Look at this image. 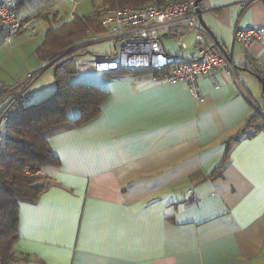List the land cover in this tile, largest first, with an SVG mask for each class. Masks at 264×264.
<instances>
[{
  "label": "crops",
  "instance_id": "1",
  "mask_svg": "<svg viewBox=\"0 0 264 264\" xmlns=\"http://www.w3.org/2000/svg\"><path fill=\"white\" fill-rule=\"evenodd\" d=\"M11 1L28 28L12 43L0 37V85L37 71L35 102L55 88L53 75L36 79L49 28L102 6L152 0ZM200 6L232 67L198 75V99L186 82L154 81L150 70L94 74L89 61L113 54L116 37L100 18L91 21L70 81L95 78L107 96L93 118L44 131L59 164L40 171L48 184L34 201L19 203L10 264H264V129L246 127L255 112L264 121V38L248 48L234 40L237 28L264 25V0ZM177 31L162 34L163 49L192 58L193 36L183 34L181 47ZM99 42L107 53L92 47ZM69 111L75 119L77 108ZM243 128L252 133L226 143Z\"/></svg>",
  "mask_w": 264,
  "mask_h": 264
},
{
  "label": "trees",
  "instance_id": "2",
  "mask_svg": "<svg viewBox=\"0 0 264 264\" xmlns=\"http://www.w3.org/2000/svg\"><path fill=\"white\" fill-rule=\"evenodd\" d=\"M122 2L134 4L128 2L138 0ZM100 8L91 14L74 16L69 22L47 30L37 48L38 56L44 62V68L38 71L50 68L55 88L45 97L35 102H32V98L28 102L22 98L12 99L17 84L27 87L31 93L30 84L37 76V71L18 81L12 88L0 85V104L8 102L7 106L10 105L13 111L11 119L0 123L3 129V148L0 151V257L7 261L12 259L13 245L17 238L20 201H34L48 184V181L41 182L40 177L36 176L38 172L59 164L57 156L46 142L44 131L58 123L71 121L78 125L93 118L99 113L107 96L106 91L97 85L70 81V77L78 73L77 62L87 52L80 40L89 29L91 21L100 18ZM0 37L3 41L4 32L1 29ZM113 72L118 74V70ZM73 106H76L78 114L75 119L69 120L67 113ZM247 126L253 130L264 129V121L255 112L248 118ZM250 133L244 128L240 129L226 143Z\"/></svg>",
  "mask_w": 264,
  "mask_h": 264
},
{
  "label": "built area",
  "instance_id": "3",
  "mask_svg": "<svg viewBox=\"0 0 264 264\" xmlns=\"http://www.w3.org/2000/svg\"><path fill=\"white\" fill-rule=\"evenodd\" d=\"M197 0H153L143 5L104 7L99 10L101 23L114 34L115 50L111 55L94 56L90 65L96 72L111 70H150L154 81L186 82L191 95L198 99L195 80L200 74L230 69L231 62L206 33L199 22ZM28 28V21L20 18L11 0H0V29L3 41L12 43L14 37ZM180 29L174 34L184 47L183 34H191L196 44L192 58L185 59L167 53L162 46L163 33ZM264 38V25L234 30V40L243 48ZM27 87L16 85L12 99L28 102L32 94ZM8 102L0 104V123L11 119L13 111ZM3 129L0 127V143ZM25 172H28L24 169ZM0 264H10L0 257Z\"/></svg>",
  "mask_w": 264,
  "mask_h": 264
},
{
  "label": "rangeland",
  "instance_id": "4",
  "mask_svg": "<svg viewBox=\"0 0 264 264\" xmlns=\"http://www.w3.org/2000/svg\"><path fill=\"white\" fill-rule=\"evenodd\" d=\"M98 9V8H97ZM96 9V10H97ZM96 10H94V11H96ZM93 11V12H94ZM92 13V12H91ZM98 39V38H97ZM92 47L94 48V49H96L97 51H100L99 53H107L106 52V50H109V46L108 45H106L105 43H103V42H99V43H95V44H93L92 45ZM109 54V53H108ZM107 54V55H108ZM104 55V54H103ZM82 58H83V56H82ZM25 62H20V64H24ZM19 64V65H20ZM94 74H97L98 76L100 75V76H102V74L101 73H94ZM42 76H52V74H51V70L48 68V69H46V70H44V71H42L41 72V74L36 78V79H39L40 77H42ZM71 80H75L76 78H77V74H75V75H72L71 77ZM78 79H80V80H82V79H84L83 78V76H81V75H79L78 76ZM92 82H91V84H93V85H98L97 83L99 82V80L98 81H96V79L95 78H93V80H91ZM35 100V99H34ZM34 100L32 101V102H34ZM71 108H73V110H75L76 109V106H73V107H71ZM70 108V109H71ZM68 115L70 114V111L67 113ZM2 148H3V145H2V143H0V151L2 150ZM36 176H38V177H40V180H41V182H43V183H46V181H48V179L46 178V176L45 175H42L40 172L38 173V175H36Z\"/></svg>",
  "mask_w": 264,
  "mask_h": 264
},
{
  "label": "water",
  "instance_id": "5",
  "mask_svg": "<svg viewBox=\"0 0 264 264\" xmlns=\"http://www.w3.org/2000/svg\"><path fill=\"white\" fill-rule=\"evenodd\" d=\"M197 2L198 3H200L201 2V0H197ZM197 13H198V19H199V22L204 26V24H203V22H202V19H201V10L199 9L198 11H197ZM204 28H205V26H204ZM206 29V28H205ZM209 34V33H208ZM209 36H210V34H209ZM212 37V36H211ZM216 43V42H215ZM260 80V83H261V90H262V92H263V95H264V82H263V80H261V79H259ZM263 104H264V99H263Z\"/></svg>",
  "mask_w": 264,
  "mask_h": 264
},
{
  "label": "snow or ice",
  "instance_id": "6",
  "mask_svg": "<svg viewBox=\"0 0 264 264\" xmlns=\"http://www.w3.org/2000/svg\"><path fill=\"white\" fill-rule=\"evenodd\" d=\"M262 211H264V208H262ZM85 264H87V262H85Z\"/></svg>",
  "mask_w": 264,
  "mask_h": 264
}]
</instances>
